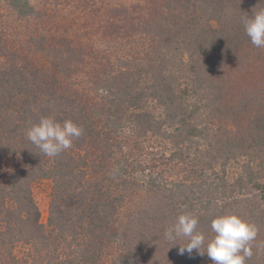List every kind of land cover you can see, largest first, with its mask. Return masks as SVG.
I'll use <instances>...</instances> for the list:
<instances>
[{
  "label": "trees",
  "instance_id": "trees-1",
  "mask_svg": "<svg viewBox=\"0 0 264 264\" xmlns=\"http://www.w3.org/2000/svg\"><path fill=\"white\" fill-rule=\"evenodd\" d=\"M104 1L86 0L99 37L82 42L34 27L30 0H0L14 18L0 15V264H213L165 238L184 212L206 242L217 216L254 224L246 264H264V48L243 26L264 0ZM47 116L83 129L56 157L26 136Z\"/></svg>",
  "mask_w": 264,
  "mask_h": 264
},
{
  "label": "clouds",
  "instance_id": "clouds-1",
  "mask_svg": "<svg viewBox=\"0 0 264 264\" xmlns=\"http://www.w3.org/2000/svg\"><path fill=\"white\" fill-rule=\"evenodd\" d=\"M245 34L257 48H264V9L256 11L243 19ZM83 129L71 120L58 122L52 116L41 117L26 132L27 139L47 157H56L70 149L75 138L81 137ZM198 218L184 212L176 222L165 230L168 240L179 237L188 238V243L179 246V253L191 254L196 250L200 255H207L213 264H246V258L252 256L251 244L258 229L235 214L220 215L211 220L210 228L214 233L206 242L202 232L197 231ZM205 248L204 252L199 249Z\"/></svg>",
  "mask_w": 264,
  "mask_h": 264
},
{
  "label": "rangeland",
  "instance_id": "rangeland-1",
  "mask_svg": "<svg viewBox=\"0 0 264 264\" xmlns=\"http://www.w3.org/2000/svg\"><path fill=\"white\" fill-rule=\"evenodd\" d=\"M123 1H125L126 4L129 2H137L134 0H106L98 5L99 8L106 13L108 6L116 7L118 3H123ZM30 3L39 12L43 13L41 20H33V22L35 24L34 27L39 28L45 35L67 36L69 38L78 37L82 42H85L88 38L98 39L99 35L96 34L95 29L98 20L92 16L89 18L91 15V11L88 10L90 3L86 2V0H30ZM11 12V8L7 2H0V15L6 19L7 22L14 20ZM87 18H89L91 24L95 26L91 28V31H83L81 26ZM14 22L16 26L20 29L22 28L19 26L22 25L20 22ZM119 43V41L116 42V45H119ZM95 45L98 47L96 43ZM131 46H133L132 43H126L125 47L123 46L124 48L118 52L117 56L129 57L134 54L136 51L135 49L138 48H131ZM16 167H21V163L16 162L13 168ZM50 189V180H38L31 186L33 199L40 212V222L44 226H46L47 223Z\"/></svg>",
  "mask_w": 264,
  "mask_h": 264
}]
</instances>
